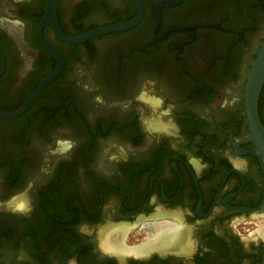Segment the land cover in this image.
Listing matches in <instances>:
<instances>
[{
	"label": "flooded vegetation",
	"instance_id": "obj_1",
	"mask_svg": "<svg viewBox=\"0 0 264 264\" xmlns=\"http://www.w3.org/2000/svg\"><path fill=\"white\" fill-rule=\"evenodd\" d=\"M48 6L0 0V264H264V0Z\"/></svg>",
	"mask_w": 264,
	"mask_h": 264
},
{
	"label": "water",
	"instance_id": "obj_2",
	"mask_svg": "<svg viewBox=\"0 0 264 264\" xmlns=\"http://www.w3.org/2000/svg\"><path fill=\"white\" fill-rule=\"evenodd\" d=\"M53 15L57 16V0H49V6L47 9L44 21H46L47 19L49 20V18H51ZM122 25L124 24L111 26L105 29L94 30L83 36L76 38L75 41H81V40L86 39L87 37L98 35L105 31H110L113 29H121L123 28ZM263 86H264V42L251 67V70L248 76L247 89H246V95H245L247 109H248L249 117L251 121L252 137L257 141L260 148L264 150V126L262 125L259 119V113H258V103H259V99H260ZM34 99H35V96L31 97V99L28 101V103L23 108L17 110L16 112H11L7 114L3 113V116L13 117L17 115L26 106H28L29 103L32 102Z\"/></svg>",
	"mask_w": 264,
	"mask_h": 264
},
{
	"label": "bare ground",
	"instance_id": "obj_3",
	"mask_svg": "<svg viewBox=\"0 0 264 264\" xmlns=\"http://www.w3.org/2000/svg\"><path fill=\"white\" fill-rule=\"evenodd\" d=\"M110 233L103 234L102 235V243L105 247H113L116 250H124L123 245L120 244L118 240V236L122 235V231L120 229L114 230L110 235ZM185 236V231L182 230L181 226L175 225V224H167L165 226H162L157 234L155 235L154 240L147 244L139 245L135 248L136 252H142L149 246H157V245H174L178 244L180 240Z\"/></svg>",
	"mask_w": 264,
	"mask_h": 264
}]
</instances>
